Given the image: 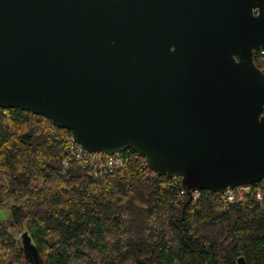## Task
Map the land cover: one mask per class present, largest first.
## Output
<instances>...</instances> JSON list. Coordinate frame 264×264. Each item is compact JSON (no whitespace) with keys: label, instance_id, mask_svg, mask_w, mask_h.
I'll use <instances>...</instances> for the list:
<instances>
[{"label":"water","instance_id":"95a60500","mask_svg":"<svg viewBox=\"0 0 264 264\" xmlns=\"http://www.w3.org/2000/svg\"><path fill=\"white\" fill-rule=\"evenodd\" d=\"M261 49L264 0H0V107L222 194L264 178Z\"/></svg>","mask_w":264,"mask_h":264},{"label":"trees","instance_id":"16d2710c","mask_svg":"<svg viewBox=\"0 0 264 264\" xmlns=\"http://www.w3.org/2000/svg\"><path fill=\"white\" fill-rule=\"evenodd\" d=\"M264 70V49L254 54ZM67 130L31 111L0 107V264H30L11 231L26 229L43 264H264L260 201L194 197L179 176L147 174L131 149L94 175L62 166Z\"/></svg>","mask_w":264,"mask_h":264},{"label":"built area","instance_id":"2783aa9c","mask_svg":"<svg viewBox=\"0 0 264 264\" xmlns=\"http://www.w3.org/2000/svg\"><path fill=\"white\" fill-rule=\"evenodd\" d=\"M65 139L67 143V151L61 162L64 167H67L71 162H78L79 164L89 167L92 174L100 175L112 172L124 164L123 153L105 154L102 152L89 151L76 143L68 130L65 134ZM146 166L148 165L144 162L143 167ZM146 173L151 176L155 175L150 168L147 169ZM263 190L264 178L256 183L228 188L225 192L219 194V196L223 203L244 201L249 198H255L260 201L262 199ZM194 193L195 197L198 192Z\"/></svg>","mask_w":264,"mask_h":264},{"label":"rangeland","instance_id":"374dc122","mask_svg":"<svg viewBox=\"0 0 264 264\" xmlns=\"http://www.w3.org/2000/svg\"><path fill=\"white\" fill-rule=\"evenodd\" d=\"M8 214H9L8 210H6V209H0V220H1V219H4V218H6V217H8ZM24 230H26V229H22V228L20 229L19 227H16V228H12V229H11V231H12L14 237H15L16 239H19V240H20V234H21ZM20 243H21V241H20Z\"/></svg>","mask_w":264,"mask_h":264}]
</instances>
